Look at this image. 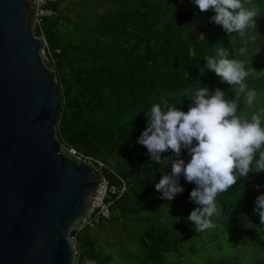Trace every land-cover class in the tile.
Returning a JSON list of instances; mask_svg holds the SVG:
<instances>
[{
    "label": "trees",
    "instance_id": "trees-1",
    "mask_svg": "<svg viewBox=\"0 0 264 264\" xmlns=\"http://www.w3.org/2000/svg\"><path fill=\"white\" fill-rule=\"evenodd\" d=\"M253 2L259 13L257 27L250 29L264 50V0ZM54 8L58 15L44 20L36 34L44 36L46 55L63 97L58 137L83 157L104 163L107 169L102 175L111 184L125 182L127 191L111 213L119 210L127 218L154 211L155 217L142 219L145 236L140 244L147 262L164 264L163 256L170 252L183 255L181 244L195 226L188 219L176 218L177 213L190 215L198 207L190 200L195 184L181 177L184 191L172 201L161 198L155 185L171 165L153 161L146 147L137 142L147 127V114L153 104L162 103L161 97L187 111L188 96L205 85L210 92L219 88L232 99L238 85L230 86L208 69L200 74L204 57L223 47L227 59L243 60L246 67L256 70L245 83L260 100L249 105L245 94L239 99L240 113L250 117L264 108V58L252 60L251 48L256 44H244V37L211 22L216 13L200 12L193 0H57ZM192 47L195 58L189 56ZM241 47L247 49L243 55ZM170 154L163 153L162 159ZM182 158L190 159L187 150L182 151ZM262 194L264 171L238 179L216 197L218 220L249 225L250 218L258 214L254 209ZM162 215L171 216L173 223L163 222ZM89 231L84 228L83 236L79 232L78 258L95 249L96 243L86 234ZM193 248L190 245L191 252ZM256 264H264V257Z\"/></svg>",
    "mask_w": 264,
    "mask_h": 264
},
{
    "label": "water",
    "instance_id": "water-1",
    "mask_svg": "<svg viewBox=\"0 0 264 264\" xmlns=\"http://www.w3.org/2000/svg\"><path fill=\"white\" fill-rule=\"evenodd\" d=\"M32 0H0V264H76L100 177L57 135L63 105Z\"/></svg>",
    "mask_w": 264,
    "mask_h": 264
},
{
    "label": "clouds",
    "instance_id": "clouds-1",
    "mask_svg": "<svg viewBox=\"0 0 264 264\" xmlns=\"http://www.w3.org/2000/svg\"><path fill=\"white\" fill-rule=\"evenodd\" d=\"M193 3L202 13L214 11L211 22L229 33L243 37L246 29L257 27L259 7L253 0H193ZM239 51L243 55L247 49L241 47ZM189 56L195 58L194 47L189 49ZM227 56L228 51L223 47L215 55L205 56L200 74L208 69L230 86L238 85L232 99L219 88L210 92L205 85L188 96L191 105L183 111L161 97L162 103L151 106L147 127L137 141L146 147L153 161L171 165L170 172H164L155 185L162 199L172 201L184 191L181 177L195 184L190 200L198 207L188 219L200 231L215 227L210 218L219 214L218 194L236 185L238 179L247 178L250 172L264 171V108L250 117L238 113L240 94L246 95L249 105L258 95L245 83L256 70L246 67L243 60L227 59ZM183 150L190 157L187 162L182 158ZM169 152L162 159V154ZM254 210L264 224V194L257 197Z\"/></svg>",
    "mask_w": 264,
    "mask_h": 264
},
{
    "label": "rangeland",
    "instance_id": "rangeland-1",
    "mask_svg": "<svg viewBox=\"0 0 264 264\" xmlns=\"http://www.w3.org/2000/svg\"><path fill=\"white\" fill-rule=\"evenodd\" d=\"M243 37L256 44L251 48L254 54L252 60L264 58L262 45L258 44V39L250 28L245 30ZM257 100L260 99H254ZM240 111L238 108V113ZM217 209L220 214V208ZM150 212L141 211L127 218L119 210L111 213L110 221L86 233L96 246L91 255L82 258L77 256L76 264H151L146 261V252L140 244L141 238L145 236L142 232L145 222L142 219L155 217L154 211ZM219 214L210 218L215 224L214 228L200 231L194 225L195 229L187 233L186 240L181 244L180 251L183 255L166 253L163 256L164 264H256V261L264 257V224L261 223L259 214L250 218L249 225L218 220ZM177 215V221L188 219L189 216L183 213ZM162 221L173 223L174 220L169 215H162ZM187 227L192 228L188 224ZM80 235L83 236V232ZM190 245H194L192 252Z\"/></svg>",
    "mask_w": 264,
    "mask_h": 264
},
{
    "label": "built area",
    "instance_id": "built-area-1",
    "mask_svg": "<svg viewBox=\"0 0 264 264\" xmlns=\"http://www.w3.org/2000/svg\"><path fill=\"white\" fill-rule=\"evenodd\" d=\"M32 11L36 24V31L41 32L44 20L56 17L58 11L54 8L57 0H32ZM44 39V36H38ZM69 151L78 156L79 158L87 161L100 177V183L94 190V196L92 197V211L89 217L84 223V228L94 229L97 226L109 221L111 219L112 206L124 196L127 191V187L124 181L121 180L120 184H111L103 175L107 166L101 161L90 160L87 157H83L78 154L73 148H69ZM82 231V230H81ZM79 232L71 233L69 239L76 245L78 243Z\"/></svg>",
    "mask_w": 264,
    "mask_h": 264
}]
</instances>
